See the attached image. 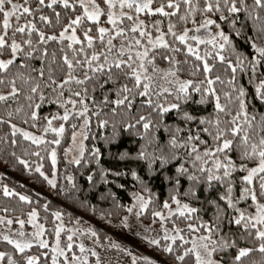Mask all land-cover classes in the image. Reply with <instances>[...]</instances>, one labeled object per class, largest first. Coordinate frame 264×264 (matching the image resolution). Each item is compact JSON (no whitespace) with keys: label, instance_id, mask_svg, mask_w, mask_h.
I'll list each match as a JSON object with an SVG mask.
<instances>
[{"label":"snow or ice","instance_id":"obj_1","mask_svg":"<svg viewBox=\"0 0 264 264\" xmlns=\"http://www.w3.org/2000/svg\"><path fill=\"white\" fill-rule=\"evenodd\" d=\"M45 8L50 9L52 15L44 14ZM62 12L67 19L64 24H61ZM37 13L39 22L49 29L53 28L54 19L55 25L60 26L58 34L38 27L35 22ZM141 14L167 18V29L164 30L163 19L148 24L141 19ZM0 17V86H3L0 88V107H3L0 125L9 129L7 134L0 136V150L14 148L18 135L36 145L49 143L43 135H34L14 122H31L32 127H37L41 105L47 99L44 89L52 90L55 103L63 109L62 115L57 113L43 118L46 121L43 133H54L58 138L50 143L57 145L60 143L59 137L65 132L63 122L75 116L83 120L81 127L89 125V99L96 105L95 97H89V85L92 92L97 87L105 89L101 103L112 105L113 114L118 109L131 110L139 97L140 106L151 108L158 120L154 123L152 114L139 115L136 124L142 125L140 136L144 143L134 154L121 153L120 159L142 162L149 173L163 171L167 165L174 163V174L166 175L165 179L172 184L171 192L175 193L170 196L176 205L175 213L188 221L193 218L197 221L187 224L191 234L188 238L177 227L172 229L173 234H169V229L162 224V236L145 234L144 240L173 255L179 264H245L254 252L264 255V113L260 114L258 121L254 111L249 113L250 94L237 78L238 73L247 75L248 84L253 88L251 95L264 104V72L260 71L264 67V0H24L23 3L0 0ZM22 18L24 23H20ZM173 18L182 23V30L177 31ZM189 22L191 28L187 26ZM224 24L228 26V32L224 31ZM249 27L250 35L245 32ZM17 33L21 36L20 40L16 39ZM33 34L37 37L35 41ZM233 36H243L248 51L238 49ZM50 42L59 45V48L50 51ZM37 53L41 63L38 68H32L27 61L37 59ZM177 53L185 55L184 64L189 63L188 56L193 57L198 63L192 67L196 72L202 67L204 79H182L178 75L182 62L176 59ZM158 59L169 66L160 68ZM217 63L226 72L230 71L227 81L219 75H211ZM14 68L17 70L14 71ZM19 69L29 71L25 73ZM217 83H227L228 90L218 91L215 87ZM72 84L77 85L79 90H74ZM107 85L112 87L106 88ZM65 91L68 92L66 98ZM113 94L114 98L109 99ZM196 95L199 96L198 100L194 99ZM21 97L26 103H20ZM9 101L16 106L12 107ZM209 101L213 110L208 115L193 114L187 110L189 102L203 105ZM47 102L53 101L47 99ZM171 110L176 111L183 124L194 125L195 131L191 127L185 129L179 125L163 124V117ZM99 111L96 105L92 115H99ZM53 121L62 122L54 127ZM106 123L100 121L102 125ZM134 126L125 124V128ZM161 126L169 134L163 143L152 132V129ZM70 127L75 142L77 125L71 124ZM185 132V135H180ZM204 135L210 138L211 143L202 138ZM232 153H236V159ZM93 154L99 157V149H94ZM11 155L15 157L16 152L12 151ZM34 155L40 156V153ZM80 155H84L82 143ZM16 158L31 170L28 160ZM51 163V177L42 171V165H37L35 171L55 187V149L51 152ZM74 163L79 165L81 160L75 159ZM249 164L253 166L249 167ZM236 171L245 173L240 177L242 187L238 197L233 194L232 175ZM109 174L115 177L130 174L140 184L142 190L131 194L134 203L127 211L133 213L134 209H138L135 215L141 216L153 203V194L138 171L132 167L121 171L102 168L101 180L109 182L106 179ZM66 179L69 187L64 192L70 199H77L75 192L78 189L74 178L67 176ZM87 179L91 182L93 176L89 175ZM182 179L188 182L184 195L198 202L197 190L201 186L205 191L213 189L214 183L223 188V191L217 189V199L207 200V204L214 208L210 220H204L199 215L201 208L181 202L179 188ZM0 190L5 197H17L20 201L31 203L29 196L9 188L7 184H0ZM110 195L115 197L114 193ZM249 199L251 204L248 207L254 208V211L238 206L241 201L247 202ZM44 207L46 209L47 205ZM163 208L168 210V216L174 215L168 200L164 201ZM92 209L95 211V206ZM3 211L7 213L9 209L5 207ZM61 215L59 211L54 213L57 219ZM152 215L161 221L167 219L161 211H154ZM36 216L37 212L33 209L29 213V223H35ZM128 219L125 216L121 221L123 227H129ZM16 222L21 226L25 223L22 219ZM12 223L8 216H0V224L10 226ZM35 226L37 231L32 235L42 236L43 225ZM233 228L238 231L233 232ZM62 229V224L55 229L52 264H60V257L63 264H93V261L94 264H102L95 247L81 242L78 245L79 254L71 251L72 235L67 238L66 248H61L59 237ZM150 231L145 229V233ZM85 233L94 237L95 243L99 244L95 230L89 227L80 234ZM19 237L0 232V241L14 246L19 253H25L32 247L33 241L24 239L23 231L19 232ZM241 242L256 246H241ZM38 243L41 247L48 245L44 239ZM108 247L125 252L131 257V264H137L138 260L140 264H156L150 257L132 255L129 249L122 248L118 243L113 242ZM68 252H71L70 256ZM44 255L47 256V253ZM5 259L7 264H18L8 252L0 251V264H5ZM38 260L39 257L29 255L26 264H37Z\"/></svg>","mask_w":264,"mask_h":264},{"label":"trees","instance_id":"obj_2","mask_svg":"<svg viewBox=\"0 0 264 264\" xmlns=\"http://www.w3.org/2000/svg\"><path fill=\"white\" fill-rule=\"evenodd\" d=\"M20 3H23L24 0H19ZM250 2V0H249ZM34 7V3L32 4ZM79 11V10H78ZM44 14L52 15L50 9H43ZM78 14V13H77ZM39 13L36 14V23L38 27H42V30L46 32L56 31L58 34L59 25H55V20L53 19V28L49 29L46 26H42L41 22L38 19ZM28 19H32V17H27ZM215 18V17H214ZM243 18V17H241ZM104 19L103 17L101 18ZM141 19H144L146 23L151 24L152 21L156 19H163V27L164 30L167 29V18H163L160 16H147L141 14ZM200 17L197 16V20ZM2 20V17H0ZM173 22L177 25V31L182 30V23L173 18ZM219 22V21H218ZM20 23H24V18L21 19ZM67 23V19L63 16L62 12V19L61 24ZM189 28L192 27L191 23L187 25ZM225 32H228V26L226 24L222 25ZM94 31V29H93ZM245 32L247 34H251V29L246 28ZM79 34V29H78ZM155 34V33H154ZM9 35L11 36V29L9 30ZM21 36L19 33L16 35V39L20 40ZM37 37L33 34V39L35 41ZM235 44L237 45L238 49L241 51H248L246 46V41L243 36L241 37H232ZM179 46V45H177ZM52 48H59V45L51 43L49 44V49L51 51ZM203 50V46H201ZM37 59H33L31 61H27L32 68H38L40 66L39 60V53L36 54ZM59 56V52L57 53ZM7 58V54L5 56ZM176 59L181 61V70L179 71L178 75L182 79H194V80H203L204 74L201 70L196 72L192 65L198 63L195 59L191 56L187 57L188 64H184L183 61L186 59L183 53H177ZM211 63V61H209ZM47 63V62H45ZM157 64L160 68H167L169 65L167 62L157 60ZM14 71L17 70L16 68L13 69ZM22 72L27 73L29 69H19ZM151 71V70H150ZM261 72H264V67L260 69ZM195 73V74H193ZM211 75H219L222 80L227 81L230 77V71L226 72L224 67L221 66L219 63L213 68ZM60 78V75H57V79ZM238 82L243 84L249 96V113L252 114L253 111L257 116V121L259 120L260 114L264 113V104H262L257 98L253 95V88L248 84V76L245 74L238 73L237 74ZM102 83V81H101ZM3 86H0L2 88ZM71 87L74 90H79L78 86L72 84ZM112 87V85H107L106 88ZM218 91H226L228 90L227 83L221 85L217 83L215 85ZM45 96L47 99H51L53 102L48 103L46 101L41 105L40 109V119L36 122L37 127H32L31 122L29 124H23L20 120H14L18 126L23 127L31 132L40 133L43 135L44 140L48 141L49 143H42L40 145H36L31 141L24 140L19 135L17 136V145L14 148H4L0 150V167L4 168L6 172L0 174V184H7L9 188H14L17 192L27 195L31 199V203H27L31 208H34L40 215V218L43 220L45 225H52V222L55 221L54 212L55 211H62L65 214H71V210H76L79 213H82L89 218H92L98 222H106L107 220H111L113 222H121V218L126 212L127 207L130 203L133 202L132 193L133 192H140L141 186L140 184L129 174L122 177H115L111 174L107 176V181L104 182L101 180L100 171L102 168L104 169H112L114 171H121L127 170L129 167L135 168L138 173L141 175L143 180L146 182L147 187L151 190L153 194V203L150 204L151 208L159 209L163 208V203L165 200L173 203L171 201L170 196L174 195L175 193L171 192L172 184L165 179L166 175H173L175 168L174 163L169 164L166 166L165 170L163 171H153L149 173L146 164L142 162H132L128 160H121L120 154L123 152H128L134 154L140 147L144 141L141 139L140 133L143 132V128L141 124H136V119H138L139 115H149L152 114L153 122L155 123L158 120V117L153 113L151 108L141 107L140 106V98L137 97L136 101L133 104L131 110H122L118 109L115 114L112 113L111 108L112 105H104L101 103L103 100V93L105 89L100 87L96 88L95 92L91 91V85H89V97H95L96 105L99 106L100 111L99 115H92L93 112L96 111V105H93L91 99H89V115H90V125H89V133L86 140V148L84 151V155L81 159V163L71 164L69 169L72 172V177L74 178V182L77 186L78 191L75 192V196L77 199H70L68 195L64 192L65 188L69 187V184L65 182V172L64 166H68L66 161V148L71 140V121L63 122L65 123V132L62 137H59L60 143L52 144L50 141L57 139L58 137L51 132L43 133V127L46 126V121L43 119L45 116H51L52 114H61L63 113V109L55 103V95L51 89H44ZM65 98L68 96V92L65 91L64 93ZM114 94L109 96V99H113ZM171 99V98H169ZM194 99L198 100L199 96H194ZM39 102V101H37ZM175 102V101H173ZM20 103H26L23 97L20 99ZM9 104L12 107H15L16 104L13 101H9ZM254 106V108H253ZM70 107V106H69ZM79 107V105H78ZM183 107V105H182ZM187 110L193 112V114L199 115H208L213 110V105L211 101L207 104H195L189 102L187 105ZM0 114H3V107H0ZM104 120L107 121L106 124H100V121ZM62 121H53V126L58 127ZM126 123H131L135 125L133 128H125ZM163 124L169 125H179L185 129L191 127L193 131H195L194 125H185L178 117V114L175 110H171L169 113L165 114L163 117ZM115 125V127H113ZM9 129L7 126L0 125V136H4L7 134ZM152 132L155 133L157 137H159L160 143L165 142L168 139V133H166L163 127H159L158 129H152ZM116 134V135H114ZM151 134V133H150ZM185 133H181L180 135L183 136ZM203 139H208L209 142L210 138L206 135L202 136ZM55 149L56 158H57V168H56V178L57 184L55 187H51L47 181L39 175L35 171L37 165H42V171L48 176H52V163H51V152ZM94 149H99V157H96L93 154ZM15 151L16 156H12L11 152ZM151 151V149H149ZM39 152L40 156L34 155V153ZM233 158L236 159V153H232ZM16 157H21L23 159L28 160L30 169L25 168L24 165L20 164ZM97 159L99 160V164L97 163ZM239 163V160H237ZM253 166L249 164V167ZM155 167H159L156 165ZM89 175L93 176V180L90 182L88 181L87 177ZM245 175L244 172L236 171L232 175V180L234 182V196L238 197L240 195V188L242 187L240 177ZM25 181V183L21 180ZM27 184V185H26ZM29 184V185H28ZM120 185H124L123 188ZM37 188L39 190L47 189L51 187L52 191L55 193V199L57 201L49 200L45 196L39 194V192L35 191L33 188ZM188 188V182L185 179L181 180V186L179 188L180 192V200L181 202H188L193 207L201 208V212L199 215L204 220H210L214 208L207 204V200L217 199V189L223 191V188L220 187L219 184L214 183V188L205 191L203 186L197 190V196L199 197V202L196 199L191 197L185 196V190ZM110 193H114L110 195ZM17 197H5L0 190V215H6L3 211L5 207L9 208L18 205ZM59 201V202H58ZM26 203V202H25ZM222 203V202H221ZM251 204V200L249 199L247 202L241 201L238 205L241 208H245L248 211L252 210L248 206ZM44 205H47L45 209ZM63 205V206H62ZM65 205V206H64ZM118 205H121L118 207ZM92 206H95V211H93ZM29 207V209H30ZM9 212V211H8ZM56 222V221H55ZM196 223L197 221L193 218L191 221L186 220L184 217L179 216V214L175 213L172 215V218L168 221L171 225H175L172 227H177L182 229V235L188 237L190 234L187 230V224ZM47 230L54 226H46ZM121 230H124L123 226H118ZM238 231L236 228H233V232ZM163 244L164 242L161 241ZM179 244V241H177ZM5 244L2 242L0 247H3ZM241 246H249L255 247V244L241 242ZM9 251L8 247H4L0 251ZM153 254L157 256V258L161 260H165L167 263L171 264H179V262L175 261V257L173 255L167 254L163 252L160 248L154 247L151 249ZM38 254L40 255L39 261L42 257V261L48 260L50 253L45 256L43 251L38 250ZM45 259V260H44ZM191 264V262H189ZM245 264H264V255L260 254L259 252H254L250 254V256L245 261Z\"/></svg>","mask_w":264,"mask_h":264},{"label":"rangeland","instance_id":"obj_3","mask_svg":"<svg viewBox=\"0 0 264 264\" xmlns=\"http://www.w3.org/2000/svg\"><path fill=\"white\" fill-rule=\"evenodd\" d=\"M18 2L20 1L18 0ZM213 31H215V29H213ZM71 119H72L71 124L77 125L75 129L77 135L75 142H73L72 133H71V140L66 148L65 154H66V161L68 166L67 165L64 166V170H63L65 172V176H64L65 179L67 176H72V172L69 169V167L71 164H76L74 163V160L75 159L81 160L83 157V156L81 157L80 155V145L81 143L83 144V149L85 151L86 140L88 137L89 125H90L89 123V125L85 127H81V125L83 124L82 119L77 118L75 116H73ZM71 131H73L72 128ZM33 133L34 135L41 136L40 133H36V132ZM56 168H57V158H56L55 169ZM4 172H6V170L0 167V174H3ZM21 180L23 181V179ZM23 182L25 183V181ZM65 182L66 184H69L67 179L65 180ZM51 187L45 190L44 189L39 190L35 187L33 189L39 192V194L45 196L47 199L57 201L55 199V193L54 191H52ZM16 199L18 200V205L14 207H10L9 212H7L6 215H2V214L0 215V216H8L13 220V223L10 226H6L5 224H0V232H6L7 234L13 236L14 238H20L19 232L23 231L25 233V237L23 238L33 241L32 247L30 249H27L25 253H19L15 250L14 246L7 244V242L0 241V244H2V242H4L5 244L3 247H0V249L2 250L4 247H8L9 251L7 250L6 252L12 255L14 259L18 261V264H26V257L29 255L40 258V255L37 252L38 250L43 251L44 253L47 254L50 253V255L48 260L44 259L45 261H42V258H44L42 257L40 261L39 260L37 261V264H52L51 257L53 253L51 249L56 242L55 229L57 226H60L61 224L63 226V229L60 232V237H59L61 248H66V245L68 243L67 238L69 235H72L73 249L71 251H75L77 252V254H79L78 245L81 242H83L88 247H95L96 251L100 253L102 264H131V257L127 255L125 252L108 247V245L113 242L118 243L119 245H121L122 248L129 249L132 255H135L137 257H141V256L150 257L152 260L156 261V264H171V263H167L165 260L163 261L157 258V256H155L151 251V249L156 246L150 245L143 238L145 234L156 237L162 236L163 235V231L161 228L162 224L169 229V234H173L172 229L174 227L172 226L175 225H171L170 223H168V221L172 218V216H168L167 209L164 208L154 209L151 208L149 205L148 209L144 210L143 214L139 217L135 215V212L138 209H134L133 213H129L126 209V212L121 218V221L125 216H128L129 227H123L124 230H121L118 227V226H122L121 222L118 223V222H113L111 220H107L104 223L98 222L73 209L71 210L72 211L71 214H65L62 211L58 210L62 214L61 217L57 219L54 216L56 222L53 221L52 225H45L37 211H36L37 216L35 218V223H29V219H30L29 213L32 212L34 208H31L27 203L20 201L18 198ZM133 203L134 201L130 203L129 206H132ZM170 206L175 214V208H176L175 203L174 202L170 203ZM154 211H161L166 216L167 218L166 221H161L159 217H154L152 215ZM250 211H254V208H252V210ZM21 219L25 221V223L22 226L16 222L17 220H21ZM36 224L43 225L44 227V232L40 237H35L32 235L34 232L37 231V228L35 226ZM46 226H54V227L49 228L47 230ZM89 227H91L93 230L97 232L99 236V244H96L95 238L89 237L87 233H85L84 235L80 234ZM145 229H150L151 231L145 233ZM190 235L191 234H188V237ZM40 239H44L48 241L47 247H41L39 245L38 241ZM99 245H104V247L101 248ZM68 255L70 256L71 252H68ZM59 260H60V264H63V258L60 257ZM5 264H7V259H5ZM137 264H140L139 260Z\"/></svg>","mask_w":264,"mask_h":264}]
</instances>
